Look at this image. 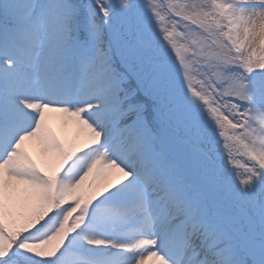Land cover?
Returning a JSON list of instances; mask_svg holds the SVG:
<instances>
[{"label":"snow or ice","instance_id":"6c2138e0","mask_svg":"<svg viewBox=\"0 0 264 264\" xmlns=\"http://www.w3.org/2000/svg\"><path fill=\"white\" fill-rule=\"evenodd\" d=\"M0 264H264V0H0Z\"/></svg>","mask_w":264,"mask_h":264}]
</instances>
